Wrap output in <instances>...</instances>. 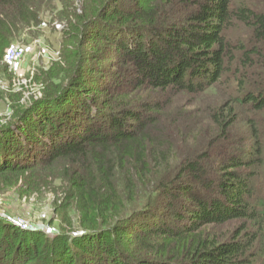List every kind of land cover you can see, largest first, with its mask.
<instances>
[{
  "label": "trees",
  "instance_id": "trees-1",
  "mask_svg": "<svg viewBox=\"0 0 264 264\" xmlns=\"http://www.w3.org/2000/svg\"><path fill=\"white\" fill-rule=\"evenodd\" d=\"M51 1L0 0V64ZM78 1L65 83L49 75L41 96L0 116V187L30 194L62 177L78 230L0 217V264L264 258V0ZM216 89L224 98L201 114L174 104Z\"/></svg>",
  "mask_w": 264,
  "mask_h": 264
},
{
  "label": "rangeland",
  "instance_id": "rangeland-1",
  "mask_svg": "<svg viewBox=\"0 0 264 264\" xmlns=\"http://www.w3.org/2000/svg\"><path fill=\"white\" fill-rule=\"evenodd\" d=\"M250 2L259 3L258 0ZM81 11V3L78 0H61V2L52 0L51 6L43 10L38 23L30 29L25 28L11 44L24 47L26 50L22 58L14 63L7 64L4 61L0 64V116L4 122L12 117L15 108L19 105L29 103L41 95L46 77L54 76L53 85L61 82L63 77L61 69L65 66L63 63L59 64L60 56L62 51L68 49L64 29L69 28L73 14ZM36 39L46 46V53H40L34 42ZM108 61L109 58L105 57L99 61L94 60L92 65L101 66ZM18 68L20 72H17ZM22 78L28 79L26 85L19 83V79ZM65 81L66 79L61 83L64 84ZM223 98L224 92L216 89L201 99L181 95L174 99V104L201 114L209 103L221 102ZM256 117L259 118V115L256 114ZM204 121L206 120H202ZM193 135L195 145L196 137H199L200 132H195ZM67 190V184L58 175L51 178L49 184L41 191H33L30 194H26L19 184L8 188L0 187V217L11 223L19 220L29 228H39L49 235L61 230L75 232L78 230L79 213L73 201L67 197ZM236 226V223L231 222L216 227L215 231L217 235L226 238ZM257 253L259 256L254 260V264H264V258L260 257L261 252L257 250Z\"/></svg>",
  "mask_w": 264,
  "mask_h": 264
},
{
  "label": "built area",
  "instance_id": "built-area-1",
  "mask_svg": "<svg viewBox=\"0 0 264 264\" xmlns=\"http://www.w3.org/2000/svg\"><path fill=\"white\" fill-rule=\"evenodd\" d=\"M36 43V45L38 46L39 48V51L40 53L41 52H45L46 53V46L43 45L40 41H38L36 39V41H34ZM25 48L24 47H20L18 45H14V46H10L9 48H7L6 52H5V56H4V61L5 63L7 64H12L14 63L15 61L19 60L20 58H22V56L25 54ZM27 80L26 78H22V79H19V83L22 84V85H26L27 83ZM41 96V95H40ZM39 97V96H38ZM17 225L21 228H29L27 227L26 225H24L21 221H17L16 222Z\"/></svg>",
  "mask_w": 264,
  "mask_h": 264
},
{
  "label": "crops",
  "instance_id": "crops-1",
  "mask_svg": "<svg viewBox=\"0 0 264 264\" xmlns=\"http://www.w3.org/2000/svg\"><path fill=\"white\" fill-rule=\"evenodd\" d=\"M17 72H20V69L19 68L17 69Z\"/></svg>",
  "mask_w": 264,
  "mask_h": 264
}]
</instances>
